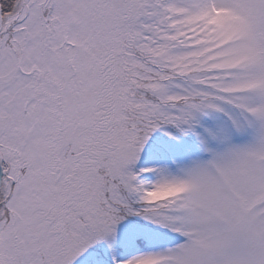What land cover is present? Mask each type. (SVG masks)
Instances as JSON below:
<instances>
[{"label": "snow or ice", "instance_id": "snow-or-ice-1", "mask_svg": "<svg viewBox=\"0 0 264 264\" xmlns=\"http://www.w3.org/2000/svg\"><path fill=\"white\" fill-rule=\"evenodd\" d=\"M0 264H264V0H0Z\"/></svg>", "mask_w": 264, "mask_h": 264}]
</instances>
